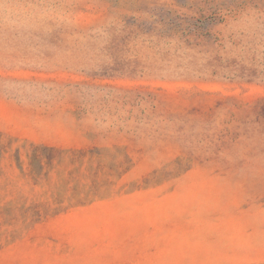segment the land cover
<instances>
[{"label": "rangeland", "instance_id": "rangeland-1", "mask_svg": "<svg viewBox=\"0 0 264 264\" xmlns=\"http://www.w3.org/2000/svg\"><path fill=\"white\" fill-rule=\"evenodd\" d=\"M0 264H264V0H0Z\"/></svg>", "mask_w": 264, "mask_h": 264}]
</instances>
